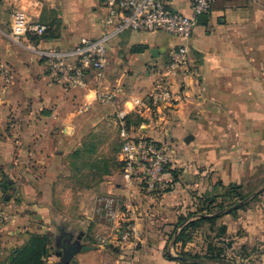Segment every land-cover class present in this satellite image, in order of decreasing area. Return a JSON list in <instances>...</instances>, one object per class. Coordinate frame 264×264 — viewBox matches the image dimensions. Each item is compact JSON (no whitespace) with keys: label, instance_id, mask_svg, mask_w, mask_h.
<instances>
[{"label":"crops","instance_id":"1","mask_svg":"<svg viewBox=\"0 0 264 264\" xmlns=\"http://www.w3.org/2000/svg\"><path fill=\"white\" fill-rule=\"evenodd\" d=\"M1 2L9 13L19 9L49 29L14 42L9 13L0 18V64L11 71L8 84L0 73V168L14 182L17 198L0 201V210L11 216L0 227V264L31 232L57 236L61 228L78 229L81 244L94 247L76 254L73 264H189L172 257L177 254L170 234L178 217L194 210L196 197L210 191L213 180L239 183L264 167V0H214L206 21L196 20L186 40L161 31L109 35L103 77L90 71L84 85L71 88L50 79L45 53L67 52L84 38L109 33L104 0ZM170 8L190 14V0H175ZM182 44L188 65L172 77L171 102L152 112L138 110L136 100ZM114 89L120 92L112 101L97 98ZM119 110L126 113L128 136L171 148L167 165L177 177L170 190L146 192L124 181ZM86 153L93 167L108 171H97L91 185L79 188L72 184L78 170L71 173L70 167ZM61 189L77 202L81 193L90 198L84 224L79 212L63 208ZM102 196L114 199L121 225L132 224L128 241L118 240L115 223L94 214ZM220 220L232 248L250 247L248 264H264V208L239 209ZM51 251L45 260L58 262Z\"/></svg>","mask_w":264,"mask_h":264},{"label":"built area","instance_id":"2","mask_svg":"<svg viewBox=\"0 0 264 264\" xmlns=\"http://www.w3.org/2000/svg\"><path fill=\"white\" fill-rule=\"evenodd\" d=\"M173 1L104 0L107 8L105 22L112 26L110 32L99 38H84L67 52L45 53L48 76L67 88L84 85L86 74L90 71L97 79H101L106 66V41L109 35L124 30L161 31L186 40L191 36L197 17L206 14L214 2L190 0V14H184L171 10ZM45 30L43 23L31 20L23 11L16 8L10 11L8 34L14 42H20L27 36L40 37ZM68 57H72L73 61H68ZM187 65L188 47L182 44L172 49L166 66L157 73L144 96L136 100L138 110L147 109L152 112L169 104L172 100V77L182 73ZM0 73L5 83H10L11 71L6 64H0ZM119 92V89H114V92L105 91L99 93L97 98L112 101ZM117 116L122 125L120 156L124 181L146 192L166 186L171 180L167 168L171 148L166 143L150 138L128 136L125 130V111L119 110ZM94 211L98 217L116 224L118 240L128 241L131 238L134 228L130 222L120 224L122 215L112 197H98ZM10 219L8 213L0 210V227Z\"/></svg>","mask_w":264,"mask_h":264},{"label":"trees","instance_id":"3","mask_svg":"<svg viewBox=\"0 0 264 264\" xmlns=\"http://www.w3.org/2000/svg\"><path fill=\"white\" fill-rule=\"evenodd\" d=\"M48 29L46 26L42 36ZM74 155L77 157L78 153L75 152ZM72 166L77 169L78 165L76 166L73 162ZM94 167L97 169L96 172L105 174L108 171L105 165H94ZM94 167L91 166L92 169ZM168 171L171 176L170 182L157 191L170 190L171 184L176 180V171L170 168ZM242 188L239 183L224 185L219 179L213 180L211 190L196 197L194 210L178 217L170 234L175 253L187 257L189 264H245L244 260L248 259L250 252H246V246H242L238 251L232 248V240L226 233V226L220 220L224 214L234 215L237 210L246 209L249 203L256 200L262 192L245 193ZM12 191H14V182L0 168V201L8 202L12 199L16 201L17 198ZM234 205L236 206L233 207ZM200 214L207 216H199ZM71 235L72 232H66L61 228L57 236ZM55 238L49 232H31L24 243L9 251L1 264H62L61 262L49 263L45 260L52 249L51 241L56 246ZM197 238L201 240L203 247L200 251L191 252L189 245ZM67 264L73 263L70 261ZM181 264L186 263L181 261Z\"/></svg>","mask_w":264,"mask_h":264},{"label":"rangeland","instance_id":"4","mask_svg":"<svg viewBox=\"0 0 264 264\" xmlns=\"http://www.w3.org/2000/svg\"><path fill=\"white\" fill-rule=\"evenodd\" d=\"M1 5H2V2L0 0V18H6L9 11H8V9L3 8ZM77 163H78L77 169H79V170H78L77 174L74 175V177H73L74 181L72 182V184L79 187V188H83L85 186L91 185L90 181H89L90 176L92 174H95L96 171H93V169L91 168L93 161H92V159H90V154L86 153V154H82L81 156H79V159H77ZM70 168H71V173H74L75 170H77V169H74V166H71ZM72 168H73V170H72ZM239 184L242 185V187H243L242 190L245 193L251 192L254 194V193H257L258 191H262L261 194L258 196V198L254 201H251L249 203V206L246 208L250 207L252 210L253 209L255 210L256 208H264V167L259 169V171H257L253 176L245 177L241 182H239ZM59 195L61 196L60 198L63 202L62 203L63 204L62 206H64L63 208H66L67 210H69L70 212H73V213L79 212L78 217L81 219V223L84 224V221L82 219L84 216H86L85 214H87V213H85V209L89 208L90 198L89 197L86 198L85 193H81V195H79L81 198L78 197L79 201L77 202V200H75L73 195H71L70 192L69 191L67 192L65 189H61V192L59 193ZM76 203H78V204H76ZM93 212L95 214L94 208H93ZM98 218L102 222L106 221L103 218H100V217H98ZM100 232L102 233V231H100ZM114 233L117 234L116 231ZM78 236L81 237V232H79V230L76 229L75 231L72 232V237L76 239ZM196 241H197V239H195V241H194L195 243H193L192 245H189L191 252L200 251L201 248L203 247L201 241L199 242V245L196 243ZM80 242H81V240H80ZM246 248H247L246 252L247 253L250 252V254H251L253 250H251V248L247 247V246H246ZM52 250L55 253V251L58 250V248L56 246H54V244H53ZM53 251H51V254L54 257L55 254L53 253ZM248 259L244 260L245 264H248V262L250 261V259L249 260ZM57 260L59 262L60 258L58 257Z\"/></svg>","mask_w":264,"mask_h":264},{"label":"water","instance_id":"5","mask_svg":"<svg viewBox=\"0 0 264 264\" xmlns=\"http://www.w3.org/2000/svg\"><path fill=\"white\" fill-rule=\"evenodd\" d=\"M206 14L200 15L197 17V22H205L206 21ZM150 53L153 57H156L158 55V49L153 48L150 50ZM236 205H234L233 207H235ZM199 216H207L205 214H200ZM77 239L80 240V236L77 237ZM61 246H63L65 249L61 250L58 249L55 251L56 256H58L60 258V261L62 264H67L68 262H70L72 260V258L80 253V252H85V251H90L93 250L94 247L91 245H86V244H81L80 241H76L73 244H66L63 245L61 244ZM174 259H179V260H188L187 257L182 256V255H173L172 256Z\"/></svg>","mask_w":264,"mask_h":264},{"label":"flooded vegetation","instance_id":"6","mask_svg":"<svg viewBox=\"0 0 264 264\" xmlns=\"http://www.w3.org/2000/svg\"><path fill=\"white\" fill-rule=\"evenodd\" d=\"M56 238H55V245H56V247L58 248V249H61V250H63V249H65L66 250V248H64L63 246H61V244H63V245H66V244H73L74 242H76V241H80L79 239H75V238H73L72 237V235L71 236H55Z\"/></svg>","mask_w":264,"mask_h":264}]
</instances>
